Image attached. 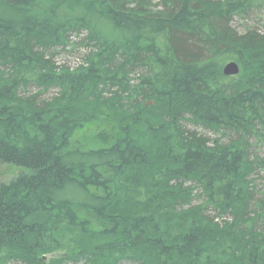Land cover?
<instances>
[{
	"label": "trees",
	"instance_id": "obj_1",
	"mask_svg": "<svg viewBox=\"0 0 264 264\" xmlns=\"http://www.w3.org/2000/svg\"><path fill=\"white\" fill-rule=\"evenodd\" d=\"M263 2L0 0V166L18 170L0 182V264H264L248 152L264 146V34L230 26ZM82 33L85 61L56 67ZM112 88L128 109L97 124L84 107ZM90 125L113 127L100 147Z\"/></svg>",
	"mask_w": 264,
	"mask_h": 264
},
{
	"label": "rangeland",
	"instance_id": "obj_2",
	"mask_svg": "<svg viewBox=\"0 0 264 264\" xmlns=\"http://www.w3.org/2000/svg\"><path fill=\"white\" fill-rule=\"evenodd\" d=\"M231 28L237 33V34H245L248 31L255 32L259 35L264 34V2L260 7H256L252 9L250 12H248L245 16L242 17H234L233 20L230 23ZM85 34H79L77 36L73 35L70 38V44L66 48H58L55 49L54 52H51V54L48 53V55L52 56V61L55 64L56 67H66L69 69H73L76 66L80 65L85 61V56L87 53V48L83 42H84V36ZM88 44V43H87ZM140 71V70H139ZM131 81H135L137 77L130 75ZM116 88H112L109 91H105L101 98L94 100L90 98V106L88 108L84 107L85 110L89 111L88 113L94 114L96 117L97 124L100 123H109L111 126L113 125L112 121L114 120V117L118 114L124 113L126 109H128V105L130 104L129 101L126 99L125 96H122V98L113 96V94L116 92ZM57 93V89H49L47 91L41 92L38 87L29 86L26 92L21 93L22 96H33L34 94L39 95L40 100H47ZM92 126L90 128V133L86 135V137L83 139V145L87 146V148H95L100 147L101 143L99 142V138L103 133H106L107 131L111 130L108 127H103L101 130L96 131L95 126ZM187 129L190 131H195L199 135L204 136L205 138H208L209 140H215L218 136H215L213 132L205 130L203 128L199 127H191L190 125L187 126ZM89 132V131H88ZM87 132V133H88ZM221 142L226 143L227 139L224 137H220ZM249 161H255V160H262L264 159V146L257 145L254 141H250V147H249ZM18 170H13L9 168H5L4 165L0 166V182H7L9 181ZM250 180L253 181V191H254V198L257 201L258 205H262L264 208V169L256 168L255 172L250 176ZM253 200V201H255ZM203 198H197L192 201V206H196L198 204H201L203 202ZM190 204V203H188ZM188 206H182L181 209H186ZM209 215L210 219H216L222 221V222H230L231 218L228 215H216L213 211H210L209 209L205 212ZM256 230H264V222L262 220H258L254 224ZM68 248L70 247V244H68ZM63 252H59L56 255H48L46 256V260H50L52 258H59L63 256ZM105 264H109L110 261H104ZM64 264H84L82 261H76V262H69L66 261ZM115 264H136L134 262L129 261H116Z\"/></svg>",
	"mask_w": 264,
	"mask_h": 264
},
{
	"label": "water",
	"instance_id": "obj_3",
	"mask_svg": "<svg viewBox=\"0 0 264 264\" xmlns=\"http://www.w3.org/2000/svg\"><path fill=\"white\" fill-rule=\"evenodd\" d=\"M238 66L234 62L228 63L224 68H223V74L225 76H233L238 73Z\"/></svg>",
	"mask_w": 264,
	"mask_h": 264
}]
</instances>
